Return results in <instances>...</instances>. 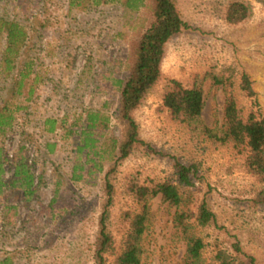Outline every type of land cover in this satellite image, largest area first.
<instances>
[{
  "label": "rangeland",
  "instance_id": "1",
  "mask_svg": "<svg viewBox=\"0 0 264 264\" xmlns=\"http://www.w3.org/2000/svg\"><path fill=\"white\" fill-rule=\"evenodd\" d=\"M43 1L39 8L29 2L23 11L29 23L32 15L39 18L33 21L39 26L40 40L33 34L26 50L40 57L41 81L28 108L18 113L15 127L0 136V145L10 158L21 141L27 140L36 175L42 178L38 196L28 203L22 192L7 191L10 199L0 201V259L11 255L15 264H95L93 251L105 201L103 182L72 180L78 139L63 137L65 128L55 135L45 133L44 120L66 117L65 127L70 128L83 111L102 108L107 98L114 101L113 112L118 108L116 93L106 96L97 91L98 78L108 70L126 76L125 61L137 35L133 25L144 16V9L133 11L122 2L94 6L91 0H80L82 4L70 10L71 0ZM176 1L188 26L168 44L163 77L136 111L141 136L160 152L136 148L118 167L109 221L115 249L108 254L107 264H116L122 250L129 229L127 214L140 212L145 204L150 220L143 236L141 264H182L187 246L175 231L176 207L162 194L141 201L137 192L143 186L153 189L164 182L178 184L176 160L194 166L192 184L179 185L184 195L181 209L194 216L206 202L215 214L205 227L191 217L192 233L206 243L203 263L219 264L217 251L235 254L234 245L239 243L244 253L256 257L257 264H264V204L258 202L264 179L249 170L247 150L217 144L202 130H192L172 117L164 103L170 81L177 79L186 87L203 89L202 122L215 131L224 124L225 104L231 95L245 115L256 112L264 116V0H245L252 4L253 12L238 23L227 19L232 0ZM5 2L0 0V10ZM6 42V34L0 32V63ZM244 74L250 77L256 96L242 88ZM33 77L27 81L26 94ZM9 95L10 90L3 99ZM24 95L12 101L23 104ZM122 130L114 116L108 135L121 137ZM47 141L57 143L53 153L48 151ZM7 168L9 179L13 170L10 165ZM6 203L19 206L16 225L8 228H4L2 212Z\"/></svg>",
  "mask_w": 264,
  "mask_h": 264
},
{
  "label": "trees",
  "instance_id": "2",
  "mask_svg": "<svg viewBox=\"0 0 264 264\" xmlns=\"http://www.w3.org/2000/svg\"><path fill=\"white\" fill-rule=\"evenodd\" d=\"M0 10V32L6 34V47L0 63V136H6L15 127L18 113L28 108L36 91V85L41 81L38 71L40 57L26 50L32 36L38 37V16L32 15V23L26 14L28 3H38L43 0H5ZM94 6L112 2H122L128 9L141 11L133 29L137 33L131 41L129 55L125 61L126 76L117 75L113 70L103 71L98 78L97 91L109 96L111 92L118 95V108L113 112L114 101L107 98L100 109L83 111L70 128H66V117L50 116L44 120L43 131L56 134L65 128L63 137L78 139L74 152L71 178L75 182L95 184L102 180L105 191V201L99 218V229L93 251L95 264H107V256L115 249V237L109 226L112 208L115 203L116 187L114 180L118 167L136 148H145L159 153L148 143L140 133L136 111L143 105L150 91L163 77V62L167 55L168 44L188 26L184 20L176 0H91ZM70 10L81 5L80 0H71ZM9 5L12 6L9 9ZM69 10V11H70ZM252 4L245 0H232L227 9V19L238 23L251 17ZM40 26L43 23H40ZM35 51L34 46H31ZM124 64V62L122 63ZM121 64V65H122ZM83 71L82 74H86ZM33 77L29 90L24 93L29 78ZM10 82V83H9ZM10 84V86L7 85ZM10 87V89H9ZM242 88L250 96H256L250 77L243 76ZM10 90L8 99H3ZM25 94V95H24ZM24 95L18 104L12 100ZM164 103L169 108L172 117L192 127V130H202L217 144H232L239 151L247 150V166L259 178L264 179V116L251 112L245 115L235 96H229L225 104L224 124L215 131L202 122L205 107L204 91L201 87H186L181 81L172 79L164 94ZM116 116L123 126L121 137H110L107 131ZM57 143L47 141L48 151L53 153ZM27 140H22L13 157L5 153L0 145V201L10 199L7 191L13 194L22 192L24 201L28 203L38 196V188L42 175H36L34 161L28 154ZM13 170L7 178V166ZM175 174L178 184L164 182L153 189L139 187L137 189L141 201H147L149 196L162 194L165 201L176 207L173 223L177 234L186 240V252L182 264H204L203 250L206 243L202 237L192 233L191 217L205 227L215 218V214L206 202H203L196 215H190L181 209L184 195L179 185L192 184L194 166L179 160L175 162ZM55 194H58V190ZM54 200V199H53ZM56 200V198H55ZM3 202V201H2ZM258 202L264 204V189L259 193ZM4 228L13 227L19 216V206L15 203L3 205ZM129 229L123 238V247L116 257V264H141L143 253V236L150 220L147 204L140 212L128 213ZM235 254L221 249L216 258L219 264H257L254 255L244 253L239 243L234 245ZM0 264H15L13 257L7 255L0 259Z\"/></svg>",
  "mask_w": 264,
  "mask_h": 264
}]
</instances>
